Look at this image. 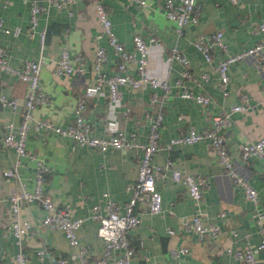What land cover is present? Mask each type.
I'll list each match as a JSON object with an SVG mask.
<instances>
[{
  "label": "crops",
  "instance_id": "obj_1",
  "mask_svg": "<svg viewBox=\"0 0 264 264\" xmlns=\"http://www.w3.org/2000/svg\"><path fill=\"white\" fill-rule=\"evenodd\" d=\"M96 0H70L61 6L48 5L40 13L38 27L47 28V40L42 53L45 62L40 70L42 89L48 100L36 105L33 118L27 129L26 151L18 165V175L6 178L2 171L10 167L15 159V150L3 145V118L7 117L17 125L21 119L19 110L0 107V264H15L18 244L8 228L12 218L7 195L10 190L24 187L32 190L37 161L48 167L43 189L56 203L68 204L73 216H85L77 229V236L87 244L88 258L100 255L104 241L97 234L98 221L88 216L93 203L104 209L105 196L123 203L130 195L129 184L137 176L140 146L123 148L79 144L68 135L49 130L43 132L33 127L34 119L48 118L55 124L66 125L74 120V105L86 84L96 80L93 70V55L97 45L106 51V59L101 63L104 75L114 71L116 55L112 46L101 32L94 8ZM106 8L112 27L124 46L132 50V34L139 32L150 41L148 71L166 81L167 90L153 88L145 83L140 86L120 84L121 103L115 110L107 108L108 88L101 84L100 91L86 101L83 115L90 123V132L105 135L115 129L126 133L135 131L138 141L147 138L152 115L160 109L162 119L158 125L160 148L154 151L152 161L163 163L166 157L173 164L192 173L203 174L207 185L198 200L192 199L185 187L171 179L169 175L157 180L156 185L162 195V208L158 212H143L139 225L128 231L133 246L131 264H177L178 258L170 251L172 247H187L181 255L183 264H242L233 250L245 245L256 247L261 232L255 221L257 209L262 211L264 220V158L249 155L240 156L241 144L264 134V68L255 63L254 55H246L229 64L228 92L223 94L218 83L216 60L228 53L248 47L262 38L257 27L264 21V0H198L200 14L196 22L184 24L177 35L175 23L167 17L164 0H145L138 5L129 0H100ZM176 1V0H175ZM0 15L4 23L18 27L16 34L3 33L2 42L8 50L9 61L20 64L24 59L36 58L41 52L37 34L28 33L29 0H0ZM222 30L225 48L211 47L212 59L205 60L193 44L198 32L209 34ZM175 45L186 59H167L171 47ZM67 47L71 57L81 55L84 59L82 72L56 73L55 63L61 47ZM264 57V47L261 49ZM189 75H182L183 70ZM127 71L137 75L134 62ZM207 77L204 78L203 74ZM180 78V85L176 79ZM193 93L205 92L210 96L207 105H200L192 98L180 95L183 89ZM7 95L24 98L27 92L25 81L16 75L0 69V91ZM158 97L151 102V92ZM235 103H244L246 108L234 110L231 121L221 132L225 136L229 154L238 167L245 172L247 180L256 188L258 201L254 204L243 194L242 187L233 183L223 172L215 149L207 138L190 143L165 146L169 137L185 131L189 126L196 129L209 127L211 117ZM198 211L205 224H216L218 232L201 235L182 226L184 218ZM44 209L39 201L25 202L21 214L37 222ZM171 229V231H169ZM26 254V264H75L68 257L72 249L64 232L48 226L33 227L22 237ZM44 245L45 252L39 256L36 250ZM227 247H230L229 251ZM263 258L264 249H256ZM119 253L114 250L112 256ZM65 256L64 263L57 258ZM115 264V263H111ZM258 264H264L260 259Z\"/></svg>",
  "mask_w": 264,
  "mask_h": 264
},
{
  "label": "built area",
  "instance_id": "obj_2",
  "mask_svg": "<svg viewBox=\"0 0 264 264\" xmlns=\"http://www.w3.org/2000/svg\"><path fill=\"white\" fill-rule=\"evenodd\" d=\"M68 1L70 0H29V24L27 29L30 35L37 34L41 52L36 58L24 59L20 64H12L9 61L8 50L2 42L3 33L16 34L18 27L11 28L7 26L4 23L3 16L0 15V69L16 75V77L27 84V92L24 98L16 95H7L2 90L0 91V107H8L11 110L20 109L21 112V119L17 125H14L13 121L7 117H4L2 122L4 127L1 136L2 143L15 150V159L12 165L4 168L2 171L6 178L18 175L20 158L27 153L26 136L30 121L33 118L32 111L37 104L48 100V95L42 89L40 81V70L45 62L42 50L46 45L48 31L46 27H38L39 15L48 5L61 6ZM231 1L235 2L237 0ZM129 2H134L138 5L145 4V0H129ZM163 5L165 14L175 23L177 35H180L185 23L196 22L199 18L200 4L198 0H164ZM94 8L101 26V32L105 35L116 55L117 60L114 71L108 75L103 74L101 63L106 59V51L104 46L97 45L92 58L93 70L96 71L97 78L95 81L86 84L82 93L77 96L73 108L74 120L66 125H60L53 123L48 118H36L34 119L33 127L43 132L53 130L62 135L70 136L73 141L79 144L97 146L102 150L108 147L126 148L140 146L142 153L139 159L137 176L129 184L131 193L123 203L116 202L114 199L108 197L106 192H103L102 194L105 196L104 209L102 210L98 203L92 204L88 216L98 221L97 234L104 241V249L100 255L89 259L87 244L82 243L77 236V229L85 216L71 215L68 204L56 203L44 193L43 183L48 167L45 163L38 160L32 190L20 187L10 190L7 195L12 213L8 228L18 244V249L15 253V264H26L27 258L21 240L28 231L38 226L59 228L64 232L68 243L72 247L68 253V257L75 264H131L134 249L128 237V231L139 225L143 212L154 213L160 211L162 208V195L157 188V180L169 175L171 179L185 187L188 195L194 200L201 198L202 189L208 183L207 178L203 174L184 171L175 166L171 157L167 156L163 163H154L152 161L154 151L160 148L158 141V125L162 119L160 109L152 115V122L145 141H138L135 137V131L126 133L120 128L105 135H97L89 131L90 123L83 115V109L87 99L101 90L102 83H105L108 88L106 105L110 111L115 110L121 103L120 84L140 86L148 83L153 88L162 87L165 90H167L168 85L164 79L152 75L147 68L149 43L155 40L156 37L151 36L149 39H145L139 32H134L132 34L133 49L129 50L116 36L111 19L103 3L100 0H96ZM257 27L262 33V38L259 41L236 52L228 53L216 60L215 67L218 72V83L223 94H227L228 92V67L234 60L246 55H254L255 63L264 68V57L260 52L264 47V21H259ZM192 42L207 61L212 59L211 47L213 45L225 48L221 29H216L209 34L198 32L194 35ZM173 57L180 58L183 61L186 60L175 45L171 47V52L168 54L167 59L169 60ZM130 62H134L137 75H133L127 71V66ZM83 68L84 59L81 55L71 57L67 47H61L55 63L56 73L82 72ZM182 75L188 76L189 73L185 69ZM203 77H207L206 73L203 74ZM176 82L180 85V78L176 79ZM261 87L264 89V83H262ZM180 95L192 98L200 105H207L211 100L210 96L205 92L193 93L186 88L180 91ZM157 97L158 93L156 90H153L150 97L151 102H154ZM246 106L244 103H235L229 108L213 114L209 127L196 129L191 125L185 131L169 137L165 146L170 148L177 143H190L201 138L209 139L215 149L217 159L222 165L223 172L231 178L233 183L242 187L243 194L247 199L256 204L258 201L257 190L247 180L245 172L238 167L235 160L229 154L225 136L221 132V129L231 121L232 111L244 109ZM252 154L264 158V134L256 139L246 140L241 144L240 156L243 159ZM34 200L39 201L44 209L43 214L37 222L21 214L22 204ZM262 216V211L257 209L254 217L259 225L261 238L255 247L256 249H264V220ZM182 226L185 229L196 231L198 235L204 232L215 234L219 230L216 224L203 223L198 211L184 218ZM255 248L251 245H245L234 249L233 253L240 259L242 264H258L260 259H263L264 263V256L263 258L259 257L256 254ZM227 249L231 250L230 247H227ZM114 250H118L119 253L112 256ZM186 250L187 247L185 246L172 247L170 249L171 253L178 258L177 264H183L181 255ZM36 252L39 256H42L45 252L44 245H40ZM65 260V256L57 258L58 263H64Z\"/></svg>",
  "mask_w": 264,
  "mask_h": 264
}]
</instances>
